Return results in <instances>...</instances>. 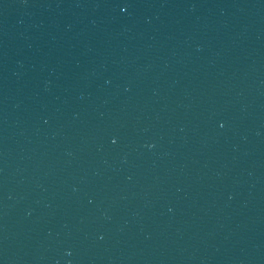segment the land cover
I'll return each instance as SVG.
<instances>
[{
  "label": "water",
  "instance_id": "1",
  "mask_svg": "<svg viewBox=\"0 0 264 264\" xmlns=\"http://www.w3.org/2000/svg\"><path fill=\"white\" fill-rule=\"evenodd\" d=\"M0 264H264V0H0Z\"/></svg>",
  "mask_w": 264,
  "mask_h": 264
}]
</instances>
